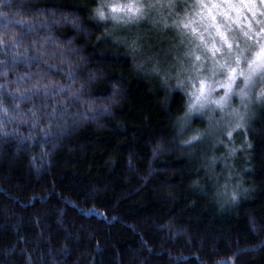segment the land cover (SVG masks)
<instances>
[{
  "label": "trees",
  "instance_id": "1",
  "mask_svg": "<svg viewBox=\"0 0 264 264\" xmlns=\"http://www.w3.org/2000/svg\"><path fill=\"white\" fill-rule=\"evenodd\" d=\"M113 1L0 0V264H264V86L192 110Z\"/></svg>",
  "mask_w": 264,
  "mask_h": 264
},
{
  "label": "rangeland",
  "instance_id": "2",
  "mask_svg": "<svg viewBox=\"0 0 264 264\" xmlns=\"http://www.w3.org/2000/svg\"><path fill=\"white\" fill-rule=\"evenodd\" d=\"M109 6L111 38L148 72L184 78L192 110L212 100L226 105L233 94L246 102L258 85L264 86V70L258 67L264 65L258 56L264 48V0H117ZM162 61L169 66L160 70ZM244 76H250L247 84ZM239 105L228 114L230 121L241 119Z\"/></svg>",
  "mask_w": 264,
  "mask_h": 264
},
{
  "label": "snow or ice",
  "instance_id": "3",
  "mask_svg": "<svg viewBox=\"0 0 264 264\" xmlns=\"http://www.w3.org/2000/svg\"><path fill=\"white\" fill-rule=\"evenodd\" d=\"M117 10V8L116 7H113L112 8V11L113 12H115ZM139 9H137V11H138ZM100 15H101V17H103V13H100ZM184 27H188V24H184ZM228 47L229 48H231V45L229 44L228 45ZM258 56L259 57H264V48H262L261 49V52L258 54ZM195 59L196 60H199L200 59V57L199 56H196L195 57ZM237 62V64H239V60H237L236 61ZM256 62L255 61H252V64H255ZM252 64H250V68L252 67ZM258 67L259 68H261L262 70H264V65H258ZM256 69H252V71H255ZM231 72L232 73H235V69H232L231 70ZM241 75H243V73H241ZM261 79H264V71H262V73H261ZM232 80H233V76H231L230 75V77H229V87L231 86V82H232ZM249 80H250V76H244V82H245V84H247L248 82H249ZM222 87L224 86V85H221ZM204 87H205V84H204V82L203 81H201V86H200V88H201V92L203 93V89H204ZM260 102L262 103V104H264V93H262L261 94V96H260ZM241 125H237V127H240ZM195 139H197V137H193V140H195ZM233 199H235V197H233Z\"/></svg>",
  "mask_w": 264,
  "mask_h": 264
}]
</instances>
